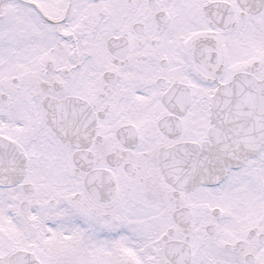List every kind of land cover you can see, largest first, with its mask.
Returning a JSON list of instances; mask_svg holds the SVG:
<instances>
[{
  "label": "snow or ice",
  "instance_id": "1",
  "mask_svg": "<svg viewBox=\"0 0 264 264\" xmlns=\"http://www.w3.org/2000/svg\"><path fill=\"white\" fill-rule=\"evenodd\" d=\"M0 264H264V0H0Z\"/></svg>",
  "mask_w": 264,
  "mask_h": 264
}]
</instances>
